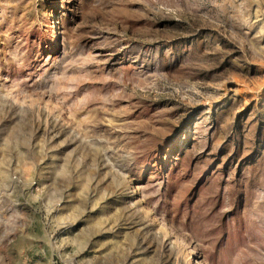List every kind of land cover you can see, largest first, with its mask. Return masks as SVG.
<instances>
[{
	"label": "rangeland",
	"instance_id": "374dc122",
	"mask_svg": "<svg viewBox=\"0 0 264 264\" xmlns=\"http://www.w3.org/2000/svg\"><path fill=\"white\" fill-rule=\"evenodd\" d=\"M0 264H264V0H0Z\"/></svg>",
	"mask_w": 264,
	"mask_h": 264
}]
</instances>
